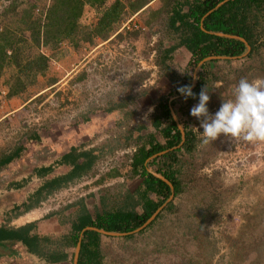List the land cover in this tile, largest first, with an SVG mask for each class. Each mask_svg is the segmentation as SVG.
Wrapping results in <instances>:
<instances>
[{
	"label": "rangeland",
	"instance_id": "rangeland-1",
	"mask_svg": "<svg viewBox=\"0 0 264 264\" xmlns=\"http://www.w3.org/2000/svg\"><path fill=\"white\" fill-rule=\"evenodd\" d=\"M115 1L86 3L79 28L95 31L103 11ZM119 1L124 14L111 25L107 39L91 32L87 42L76 32L74 40L45 44L52 0H0V35L11 36L8 55H16L20 65L8 58L0 77V116L15 109L0 121V158L21 149L0 177V225L7 226L37 203L57 212L62 225L87 213L143 214L144 177L134 172L132 157L150 135L165 146L153 126L165 96L180 130H193L197 139L192 150L179 149L173 163L182 190L143 228L100 232L102 264H264V141L221 136L204 143L199 121L189 114L198 102L170 95L189 73L194 85L204 83L214 113L222 100L232 97L240 79L264 80V8L252 12L257 40L251 56L247 48L238 57L209 56L197 63L171 25L173 7L182 0ZM34 23L42 26L41 44L30 30ZM171 47L167 58L165 50ZM41 53L49 57L45 73L22 72ZM20 83V93L10 95V87ZM169 121L163 120L162 127ZM168 150L148 159V171L162 175L158 171L169 162L162 154ZM84 152L88 157L79 156ZM68 153L78 163L91 159L90 166L74 170L63 160ZM52 179H59L58 187L44 188ZM40 213L34 208L19 221ZM54 246L63 249L64 241Z\"/></svg>",
	"mask_w": 264,
	"mask_h": 264
},
{
	"label": "trees",
	"instance_id": "trees-1",
	"mask_svg": "<svg viewBox=\"0 0 264 264\" xmlns=\"http://www.w3.org/2000/svg\"><path fill=\"white\" fill-rule=\"evenodd\" d=\"M105 0H52V4L46 11V22L44 24L43 42H58L62 39L74 40L75 33L82 35V39L87 42L92 41L91 32L79 28V18L83 13L86 3L95 5L103 4ZM221 2V5H219ZM219 5V6H218ZM183 6H187V11H183ZM134 8V6H132ZM264 8V0H182L177 1L173 7L171 25L181 32V45L185 46L193 55V61L200 62L209 56H228L238 57L247 51V45L239 39L230 38L226 35L239 36L244 38L250 45L251 52L256 48V35L254 24L252 22V12H261ZM124 4L116 0L111 6L107 7L95 29L94 34L101 38L107 39L106 33L109 32L112 24L119 22L124 14ZM29 17V15H27ZM42 26L34 23L30 27L33 31L34 41L41 44V36L39 35ZM92 32V33H93ZM222 33L224 35H218ZM38 34V35H37ZM175 47L165 50V56L169 58ZM8 49H13V40L9 34L0 35V77L2 70L8 58H12L19 65L16 55H8ZM49 57L44 54H38L29 59L26 63L24 71L28 70L34 76L39 73H45L48 66ZM20 66V65H19ZM19 82V79H18ZM193 83V78L189 73L180 79L178 85L170 91V95L177 94V88L183 85ZM23 85L20 83L15 87H10V95H18ZM204 88L202 81L198 82L192 91L196 94L195 98L189 97L188 102H198V95ZM163 103H162V102ZM162 110L156 113L153 126L162 133L165 138V146L156 141L153 135H150L147 145L140 146L132 157V168L134 172L144 177L145 192L143 195L144 213L138 214L134 211H113L96 214H84L72 222L70 235L66 239L72 240L73 246H76L80 234L87 226L96 227L108 232L131 233L141 227L145 222L172 196H177L182 190V183L176 177V169L173 163L177 162V152L181 148L188 151L195 146L196 135L193 130H185L184 135L178 124L172 116L169 107V97H161ZM163 120H170L167 125L162 127ZM179 145H181L179 147ZM168 148V152L162 154L163 157L169 159L166 163V170L158 172L165 176L173 185V188L163 179L154 173L148 171L147 161L149 158ZM174 148V149H173ZM21 149L18 148L12 153L0 158V169L13 162L20 156ZM159 155V156H162ZM79 156L88 157V153L84 152ZM72 157V159H71ZM77 156L70 153L63 156L65 163H71L75 168H87L91 164V159L78 163ZM45 167L43 170H48ZM75 173V171H73ZM68 177H71L70 175ZM67 178V177H66ZM59 179H52L44 185L58 187ZM17 187H20L18 184ZM148 192L155 193L161 199L155 201L147 195ZM38 204V203H37ZM173 202H169L167 208L171 209ZM28 208V207H27ZM33 225H26L20 228L0 227V241L15 240L22 242L30 253H39L43 241L36 235L31 234ZM50 240V239H49ZM101 233L99 231L89 229L83 232L80 247V255L78 264H102V254L100 249ZM63 253L57 254L53 252L49 260L57 261L64 258Z\"/></svg>",
	"mask_w": 264,
	"mask_h": 264
},
{
	"label": "clouds",
	"instance_id": "clouds-1",
	"mask_svg": "<svg viewBox=\"0 0 264 264\" xmlns=\"http://www.w3.org/2000/svg\"><path fill=\"white\" fill-rule=\"evenodd\" d=\"M192 87L191 84L183 85L177 88V92L185 99L195 98ZM209 100L208 92L205 88L201 89L198 103L189 113L199 121L204 143L215 141L221 136L264 141V80L250 82L240 79L233 88L232 97L222 100L214 113L209 111Z\"/></svg>",
	"mask_w": 264,
	"mask_h": 264
},
{
	"label": "crops",
	"instance_id": "crops-1",
	"mask_svg": "<svg viewBox=\"0 0 264 264\" xmlns=\"http://www.w3.org/2000/svg\"><path fill=\"white\" fill-rule=\"evenodd\" d=\"M14 110L15 109L9 110L5 112L3 115H1L0 121L4 119L5 117L10 116V114L14 112ZM11 163L8 164L7 166H10ZM7 166L0 169V177L5 176L3 175L5 170L3 169L6 168ZM39 204H30L28 206V209L26 208L27 210H24L23 212L24 214L29 210L30 211L33 210L34 208L36 210H40L41 213L36 218L31 219V220L19 221V217L23 215V214H20L19 216L12 218L13 222L11 221L7 226L0 225V227L14 228V229L20 228L26 225H33L34 227L31 230V234L38 235L41 238V240L43 238L46 239L45 237H48L47 240L43 239L44 243L41 246L39 253L28 252L27 247L24 246L22 242L15 241V240H3L0 242L1 247L3 248V250L0 253L1 262L2 263L6 262L7 264H76L75 257L77 253V246L80 242V247H81L83 232L80 234V237H79V240L76 246H73L72 240L66 239L70 235L72 225H67V224L62 225L59 220V214H55L57 212L50 213L52 209L43 210V208H40L38 206ZM15 222H21V223H18V225L12 226V224H15ZM87 227H85L84 229H86ZM59 239H62L64 241L63 249H60L58 247L59 245L57 247L54 246L55 242H57V240L59 241ZM51 240H55V242ZM73 248H75V251H71L73 250ZM53 252L57 254L63 253L65 257L57 261H51L49 259ZM79 255H80V251L78 254V260H79Z\"/></svg>",
	"mask_w": 264,
	"mask_h": 264
},
{
	"label": "water",
	"instance_id": "water-1",
	"mask_svg": "<svg viewBox=\"0 0 264 264\" xmlns=\"http://www.w3.org/2000/svg\"><path fill=\"white\" fill-rule=\"evenodd\" d=\"M222 3H224V2H221L219 5H221ZM218 5V6H219ZM218 35H224V34H222V33H218ZM226 36H228V37H230V38H236V39H239V40H241V41H243V42H245L246 43V45H247V47L250 49L251 47H250V45H249V43L244 39V38H242V37H239V36H233V35H226ZM248 49V50H249ZM192 86L194 87L195 85L194 84H192ZM178 124V123H177ZM179 126V125H178ZM182 131V130H181ZM183 133V135H184V132H182ZM159 178H161V179H163V180H165L171 187H173V185H172V183L165 177V176H163V175H157ZM161 209V207L145 222V224H143L140 228H143L144 226H146V224H148L150 221H151V219L156 215V213L159 211ZM140 228H138V229H140ZM89 229H93V230H96V231H99V232H104V233H111V232H108V231H106V230H103V229H99V228H96V227H91V226H89V227H87L86 229H84L82 232H84L85 230H89ZM121 234H124V233H121ZM79 251H80V242H79V244H78V246H77V253H76V257H75V263L76 264H78V254H79Z\"/></svg>",
	"mask_w": 264,
	"mask_h": 264
},
{
	"label": "flooded vegetation",
	"instance_id": "flooded-vegetation-1",
	"mask_svg": "<svg viewBox=\"0 0 264 264\" xmlns=\"http://www.w3.org/2000/svg\"><path fill=\"white\" fill-rule=\"evenodd\" d=\"M205 59V58H204ZM202 61V60H201Z\"/></svg>",
	"mask_w": 264,
	"mask_h": 264
},
{
	"label": "bare ground",
	"instance_id": "bare-ground-1",
	"mask_svg": "<svg viewBox=\"0 0 264 264\" xmlns=\"http://www.w3.org/2000/svg\"><path fill=\"white\" fill-rule=\"evenodd\" d=\"M23 219V218H22Z\"/></svg>",
	"mask_w": 264,
	"mask_h": 264
}]
</instances>
